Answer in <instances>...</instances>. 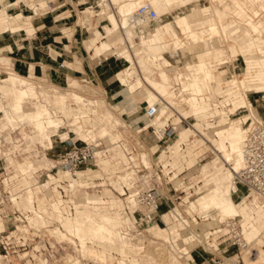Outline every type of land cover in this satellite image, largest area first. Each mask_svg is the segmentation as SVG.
<instances>
[{
  "label": "rangeland",
  "instance_id": "1",
  "mask_svg": "<svg viewBox=\"0 0 264 264\" xmlns=\"http://www.w3.org/2000/svg\"><path fill=\"white\" fill-rule=\"evenodd\" d=\"M2 1H0V3H2ZM97 1L98 0H70V6H68V8L71 10L72 15L70 16L69 22L67 23L69 24L71 23L74 25L77 23L78 24L77 27L80 29L84 27V30L87 29L88 32L91 34V37L95 33L96 30H99L101 34H106L105 27L110 26V21L108 20L106 14L100 15L97 13L95 16H91L85 12V5H86L85 2L94 3L92 5H94L95 7L93 9H88L89 11H93V12H97V11L99 12V11H103V9L111 8L110 5H108V3H106L105 6H102V4H100V6H97L98 4H95V2ZM143 1H149V0H141V2ZM253 1L261 2L256 5L257 7H261L264 4V0H253ZM151 3L154 5L156 10L158 11L159 18L157 19V21L150 22L149 23L150 27L153 28V27L163 24L164 22L170 21V23L172 24L173 28L175 29L176 33L178 34V37L181 39L182 42L176 39L172 43H169V44L165 43L166 46H168V52H165V53L158 52L159 58H162V56H165L166 59L170 60L171 65L167 67L168 70L167 68H165V66L167 65V62H165L166 64H164L163 59L157 60L156 62H154L150 58V56H152L151 55L152 53H147L149 54L147 55L148 57L147 64L150 66L158 65V67L160 68V71L165 70L168 72L170 76H172L171 77L172 79L169 81V83H173L172 90L174 89L178 90L176 93V98H175L176 103H173L172 106L175 107V109H179L182 113H185L188 116H185V118L182 117V122H180V119L178 118V113H176L175 110H173L174 115H172V117L169 118L168 122L166 123H170V125H172L174 122L176 123L179 122V124L176 125L178 126V129L174 132V134L176 135L173 136L172 139H170L168 143L160 145V142H158L155 136L152 134L151 129H148L147 131L143 133L140 139V142L138 143L136 139L134 140L133 133L128 131L126 127H123L125 120H124V117L117 114L119 113L118 108H115L116 110H112V111L116 113V114L114 113V115L119 117V119L123 123L120 126H118V128L115 130V132L116 131L117 133L120 132L122 136L124 137V138H121L122 140H120L118 143L123 144V145L126 144V147L131 150L129 151L131 155H132V152L135 153V155L133 154L135 156L134 158L135 164L139 166L138 169L140 168L142 169L140 174H142L143 178L147 179L145 183L151 182V178L153 177V174L155 172L154 163L156 162L158 157H160L161 160L164 159L165 163L169 161L172 167L175 169L174 176L171 178L172 181H170V183L166 185L165 187L169 191V199L166 202L167 204L163 203L165 204L164 207H160V212L162 214H163V211H170L172 209H175L174 212L171 213L173 215L170 216V218L172 217V219L170 220V223L169 224L167 223L168 227H170L171 225H174V228H173L174 232L171 235L172 246H170L169 242L165 241L162 238V237H167L166 234L165 235L157 234L158 236H162V237H158L156 236L154 231L147 230L149 226L147 225L146 221L143 219L144 217L143 213H145L144 208L137 207L135 201H133L132 204H130V202H128L129 199H126L128 195L120 194V192H122V188H120V186H122V183H123L121 176H124V173L120 171L121 173L109 175L108 174L109 170L105 168L104 164L103 165L98 164L97 166L96 163L92 161V162L87 163L84 167L82 166L83 167L82 169L90 167V168H94V170L96 169L101 170L104 174V177L106 178V183H104L103 185H106V186L97 187V188H99L100 190H102L103 188L104 189L108 188L112 190L115 194L114 195L112 192H108V194H105V196L103 195L101 197L91 196L97 199L105 198V200L108 199L110 201V205L108 204L104 206L99 205L100 203L99 202L98 205H95L93 207L102 209V210H97V211H102V212L107 211V212H110L111 214H116L121 219L123 216L122 221L126 222L125 224L127 225L126 226L123 225V227H121L120 230H122V232H127V231L129 232L128 236L126 235L125 241L128 243V245H131L133 247V248L131 247L132 250L130 249L131 254L127 253L125 251V248L121 246V241H118L119 239L118 236H115L116 238L115 240V238L111 237L108 239L107 237H105L106 235L101 236V234L99 236L98 235L94 236V237H98L97 240H94L95 242L92 241L91 238L87 237L88 240L86 239L85 241H88L87 248L90 249V251L85 252V250L81 248L82 241H80L78 237H75L76 235L70 234L66 226L63 225V227H60V224L56 223L53 226L47 227L41 231L42 234L48 235L50 237H55L56 241L63 242L61 244H57L56 251H59L57 253L58 259L56 258L52 260L49 259V261L52 262V264H75L76 263L75 261H77L78 264H83L85 262H91V264H120V259L118 260L117 257H118V254H122V253L127 254V256L128 255L131 256V259H137L139 261V264H200L199 263L200 259L192 255L193 252L194 251L197 252L199 248H203L202 245H204L206 249H208L209 251L210 250L212 251L211 246H216V247L218 246L217 244H215L216 243L215 235L210 236V239H207V240L203 239V236H200L198 239H195V235L199 231L205 235H209L211 234L210 231H212L213 229L219 228L220 226L219 222H224L228 219L227 216L222 212L223 210H222L221 205L218 203V198L220 197V195L218 194V190L225 191L227 187L223 188L220 185H216L211 189V186L213 184H216L220 179L224 180L228 171L226 170V168H223V172L217 176L215 175L216 170L214 169L210 173L212 176H208V177L202 173L201 171L202 167L205 164H207L210 160H212V158L216 155L212 147H210L211 142H208V145H209L208 148H204V147H207L208 145L203 144L202 146H199L195 152H194V149L189 151V157H185L184 156L185 154L183 152H185V149H187L189 146L192 145L190 144L192 140H195L196 138L197 139L202 138L201 137L202 135L200 134V132L206 135V133H212L213 128H214L213 126L215 127L219 126V123H221V121H224V123L226 124L231 122L234 119H242L244 121V119H246L248 115L250 116L253 115L250 110V107L240 108L236 110V108H234V101H232V99L230 98V95H227V92H224V89L228 88L229 83H232V80H235V79H238V80L245 79L244 82H242V84L245 87L246 86L245 82H246V78L248 75H249L248 78H251L255 81V83H253L251 87H254V86L258 87L259 85H264V82L262 80H259L256 78L258 76L264 77V50L258 52V48L262 47L264 49V34H263L264 29L260 30L262 33L258 32L257 30H252L255 33L263 34V37H259L260 36L259 34L255 35L254 37H252L251 35L247 37V34L251 33L249 26L245 25L246 23L245 17L247 14V9H249L248 6H250V2H248V0H228V1L227 0H191L188 2L185 1L182 3L175 4V5H167L166 3H164L163 0H152ZM120 5L122 6L123 4H120ZM120 5L118 6V4H115L114 11L116 10V12L126 14L129 9L128 8L120 9L119 8L121 7ZM216 7H219L221 9H227L228 7H231L232 9L233 8L234 9H233V12H231L228 16H225V15L222 16V14H219L217 11H215ZM236 8L240 9L243 12L244 14L243 18L238 16L239 14L236 13ZM255 8L256 7H253V10ZM124 9H128V10H124ZM14 10H17V8H12L10 11H8V13L11 14L12 12H14ZM47 11H49L47 10V8L46 9L43 8L41 10V12L43 13ZM110 13H113V10H110ZM183 16H186L188 21H190L193 25L192 31L189 33H184L182 30V27H180L178 23V19L182 18ZM259 22L264 23V17ZM211 27L213 30L211 29ZM142 29L146 30L144 25ZM203 39H207V41H204ZM120 41L125 43L123 38H120ZM137 41H139L138 38H137ZM176 41L178 44H174L176 43ZM130 43L137 47L140 46V45H136L135 42H131V40H130ZM217 43L218 44L223 43L225 47H222V46L215 47L214 50H211L210 45L215 46L217 45ZM176 45L180 47L177 51L174 50L175 48H177ZM139 48L142 49L143 46L138 47V49ZM137 53H139V51H137ZM110 54H113V52H110V53L107 52L105 55H110ZM200 55L202 56L204 55L203 59L206 60L207 64L210 67H212L211 69H213L217 75L223 72L224 80L221 82L220 86L218 85L217 82H213L212 70L206 63L194 64L200 61V59L202 58V56ZM190 62H192L193 64L189 65L188 63ZM252 63H253V66H252ZM187 64L189 66L192 65V67L188 69V70H191L190 73L191 74L197 73L196 76L199 77L200 81L205 82V84L207 85L206 89L203 90L204 92L200 93L201 95L199 98L200 104H198V107H200L201 104L205 105L204 103H206L207 105L210 103L211 109H213L212 112H216L215 116L209 115V113L208 114L201 113V114H197L196 116L192 115V108L186 102V98L192 97L193 91L192 90L183 91L184 89L185 90H188V89L184 87V84L182 85L183 83L182 80H181L182 81L181 83L177 79L181 73L188 74V71L186 69ZM249 64H251L252 69L249 68ZM134 67L132 70H134ZM153 69H154V72L153 70L151 71L153 73V76L150 78L160 80L157 78L158 76L157 70L155 68ZM248 70H249V73H248ZM136 72L137 70L135 68L134 73H131V75H136L137 78H139V74L138 72L137 73ZM141 72H142V75H144V72L143 71ZM0 76L7 78L8 75L7 73L6 74L3 73ZM14 83H15L14 85H19L16 80ZM7 84L11 85V83L9 82H7ZM78 84H79L78 87L80 91L86 90L87 92L92 93L94 88L99 89L98 87L85 83V82H78ZM138 85L141 86V83ZM124 87L126 88L127 86H124ZM147 90L148 89L145 86H143L140 90H137V92L135 93V96H136L134 99L135 102L139 103L142 106L143 112H141L140 115H143L145 109L147 108V104L144 102V100H142L143 95L145 96L146 99L148 98L146 97ZM207 91H211L212 93L211 99L206 98L207 95H205V93ZM240 91L245 92L246 89L241 87ZM82 93L85 94L86 92H82ZM101 94L102 93L99 91L97 95H101ZM244 94L245 93H243L239 98L236 99L237 105L239 106L245 105ZM246 94L248 97V101L251 102V104L254 106V108H256V111L258 112L256 116L254 117L257 119H261L264 122V91L258 92V93L255 91H248L246 92ZM235 95L237 96L240 95V92L235 93ZM29 97L36 98L37 100L38 96L35 93V89H34V93H32V95ZM201 98H206V99H201ZM79 100H81V102L78 101L79 103H85L86 101L91 100V99H88V100L86 99V101L84 102L82 98H80ZM34 102L35 101H32V103ZM67 104H69V101L68 102L66 101L62 104L64 105V108L62 109L64 113L63 117H59V115L55 116V119L57 118L56 119L57 123H59L58 125H55V126L59 127L62 122L64 123V119H63L64 116L68 119L71 118L72 116L71 112H69L67 108H65V105ZM93 104H95V102H93ZM106 105L98 109L102 111L101 109H104ZM30 106L32 105L30 104ZM73 107H76V105H73ZM194 108L197 109L196 107ZM231 109H234V111ZM171 112H172L171 110H168V114ZM28 115H29L30 121H35L34 114H28ZM220 115L224 117V120L219 119ZM30 116H32L33 119ZM42 117L46 119L47 115L45 116L42 115ZM144 118H147V117L144 116ZM78 119L79 117H77V120ZM161 120L159 121V123H161ZM163 120H166V116H163ZM70 121L74 123V126L72 127V129L75 131L79 130L78 126L82 124L76 122V119L74 118L70 119ZM149 122H150L149 119H147L146 123H149ZM97 125H100V124L98 123ZM182 127L184 128L191 127L193 131L190 136V141L184 142L183 143L184 145L180 144L182 147V154L178 155V152L176 154V151L178 150L179 147L176 145V143H177V136L180 133V130ZM223 128H229L231 136L235 132L234 129L232 130V128L228 126H224L217 131H220ZM83 129L85 130L86 127L83 126ZM67 131H69V128L67 126H61L59 128L60 133H64ZM35 134L37 135L39 134V138L42 137L38 131H35ZM48 134L51 135V133H48ZM101 134L102 133L99 134L97 132L96 133L90 132L87 137L90 138V140L92 139L97 140L101 138L104 141V143L107 144L108 147H110L111 154L109 158H111L114 154L113 152L115 151L113 150L114 145L112 146L110 145L111 139H108L110 136H108L107 138H103L99 136ZM243 137H244V132H243ZM69 138L72 140V142L77 147L86 143V142H83L77 145L76 143L79 141V138L77 134L72 131H70ZM44 139L45 140L42 141L43 143L41 142L42 147H39V149L34 144H33V147H31V145L30 146L26 145L25 148L20 149V153L22 154V156H24V162H26L28 165L19 164L18 169L15 170L16 173L19 171H22V172L32 171V168H33L32 165L34 163L35 165H39L40 168L46 169L45 173L47 170H51L53 166H56V160L58 156L60 155V151H62L61 147L65 148L69 145V143H66V142L61 143L60 138L56 136L54 137L55 139L54 145L51 148L49 141L46 138ZM216 143H217L216 145L218 146V140L216 141ZM20 144L21 143L17 144L15 148L22 147V146H19ZM203 148L205 150L202 151ZM164 150L165 152L162 154ZM192 152H194L195 154L192 155L193 154ZM196 152L198 154V157L196 155ZM101 153L102 151H99L98 153L99 158L101 156ZM143 154H146V159L149 162V166H147L143 162L142 160ZM192 157L193 159H195L193 161L194 163L189 164ZM232 164L234 166V162H232ZM109 167L110 165H108V168ZM22 168L26 170L24 171ZM55 168L57 171L63 172V169H60L57 166ZM122 168H123V165L120 166V170H122ZM49 173L53 174L51 172ZM110 177L112 178L110 179ZM102 181H103L102 178L94 177V179L90 182L92 183L94 182V185L97 186L100 183H102ZM42 182L45 185L46 182H48V178L45 177L44 179H42ZM237 184H238L239 189H237L236 192H234L232 189V196L235 199L238 198L239 206H240L242 203H244L245 201H248L249 199L246 196L245 190L240 188L242 185L239 182ZM191 186L193 187L190 189ZM93 192L95 191H92L91 193ZM23 196H26V194ZM226 196L231 197L230 194ZM84 197H85L84 194L83 195H68L67 197H63V198L60 196V194L58 196H55L54 201H52V204H54L52 208L53 211L51 210L52 215L48 213V215L45 216L46 219L47 217L53 216L54 219L59 220L57 217L58 213L63 212L64 214L63 209H62V212L58 210L54 211V209H56L55 207H58V204L63 203L66 207V206H69L70 202L78 199L76 201L77 206H75V208L77 209V208L86 207L87 203ZM118 198H120L119 199L120 202H117ZM238 200L236 201L238 202ZM192 202H195L196 206L192 205ZM120 203H122L123 205L122 209L123 210L124 208L126 209L127 215L129 216V218L127 217V215L124 213L123 210L119 209L118 204ZM19 207L21 208V206ZM22 208H25V207H22ZM263 212H264V209H263ZM177 218H179L180 220L179 219L177 220ZM238 218L240 220V224L243 229V234H245L247 232V225L249 221L247 220L245 222L242 221L243 216H238ZM129 219L130 221L131 220L137 221L135 222L136 227L133 228V226H131L130 228H127L129 225L127 220ZM181 219L185 221V224H187V226H184V224L181 223L182 221ZM60 221L61 223L64 222L62 220ZM131 223L133 224V222ZM155 223L160 225V227L165 228V224H163V221L161 220L160 217L156 219ZM1 227L2 226L0 225V230H1ZM58 227H60L61 230H63V232L67 234V236L64 237V239L61 238L60 231L59 232L57 231L59 235H57V233L54 234L55 233L54 231H56ZM117 229L119 230V226L117 227ZM137 232L139 233L143 232L145 235H142V236L140 234L137 235ZM99 237L101 238L99 239ZM176 238L179 239L178 242ZM102 240L103 241L107 240V242L103 243ZM142 241L144 243L145 251L142 255L137 257V254L140 253V251L143 248L141 247L143 246ZM256 241L257 239H255L254 241H248L250 243L249 247L242 248L241 251L236 250L233 253H228V255L226 254L225 257H223V259L217 264H248L245 259L247 257L246 250H248L247 254H250V256H255V254L254 255L252 254V252H255V250L254 251L252 250L251 252V248L254 247L253 243H255ZM50 242L52 246L54 247L55 240H50ZM70 243H72L73 245ZM107 243H108V247L107 249L106 248L104 249L103 246L107 245ZM183 244L187 245L188 247L187 246L185 247ZM249 249H250V253H249ZM179 250H184V251L188 250V252L190 253L188 255H184L181 257V255L178 253ZM83 252H85L86 254ZM104 253H106V257L102 255ZM235 254H239V256ZM15 260L18 263L21 262L17 259ZM32 262L36 263V260ZM207 264H211V263H207ZM213 264H216V263H213Z\"/></svg>",
  "mask_w": 264,
  "mask_h": 264
},
{
  "label": "crops",
  "instance_id": "2",
  "mask_svg": "<svg viewBox=\"0 0 264 264\" xmlns=\"http://www.w3.org/2000/svg\"><path fill=\"white\" fill-rule=\"evenodd\" d=\"M163 1L167 5H175L191 0ZM129 2L130 0H98L97 2H95V4H98L97 6H100V4H102V6H105L106 3H109L110 7L112 8L103 9V11L99 12L89 11L88 9H93L95 7L94 5H92L94 3L85 2L86 13L91 16H95L97 13L100 15L106 14L108 20L110 21V26L105 27L106 34H101L99 30H96L92 37L87 29L84 30V27L81 29L78 28L77 23L75 25L67 23L69 22V18L72 15L71 10L68 8V6H70V0H3L2 3H0V75H2L3 73H7L8 75L7 78L0 76V105H2L4 108V110L0 109V133L1 131H5L6 129L7 132L9 131V137H12L11 131L13 133L16 131L22 132L23 136L27 139L26 145H31V147H33L34 144L36 147H38V149L39 147H42L41 142L45 140L44 138L49 141L51 148L54 145V137L56 136L59 137L60 142L63 143V140L70 137V131L77 134L79 138V141L76 143L77 145L86 142V140H88L87 136L90 132H97L99 134L102 133L99 136L103 138H107L108 136H110L108 139H111L113 143H116L113 146V150L115 151L113 152V156L107 159L103 158L101 153V156L100 158H98L97 162L102 165L104 164L105 168L109 170V173H107L109 175H113L114 173L119 171L120 166L123 165V163L128 164L130 162V159H134L135 153L132 152L131 155V153L129 152L131 150L126 147V144L123 145L118 143V141L122 140L121 138L124 137L120 132H115V130L123 123L121 122L119 117L114 115L115 112H113L112 110H116L115 108H118L119 113L117 114L124 117L125 120L123 126L126 127L128 131L133 133L134 140L136 139L139 143L144 133H141L139 130L147 122V118H144V114L140 115V113L143 112L142 106L134 100L137 90H140L143 86L148 89L146 96L148 98L146 99L144 95L142 97V100H144V102L147 104V108L149 105L155 104L158 100V97L160 98V100L165 101V105L167 106V108L166 110L164 109L165 111L163 110L164 112L160 110L161 106H159V116H166V120H163V118H161V125L166 124L169 118L174 115L173 110L179 111L178 118L180 119V122H182V117L185 118V116H188L187 114L182 113L179 109H175V107L168 109L169 106H172L173 103H176L175 98L178 90H172L173 83L167 84L163 81L162 77L160 76V68L158 67V65L150 66L147 64V62H144L148 59V54H145L150 53L148 52L149 49L147 51L145 50L148 45H157L159 41L163 42V44H169L174 42L176 39L180 41L181 39L178 37V34L176 33L170 21H168L153 28L150 27V24L144 26L146 30H142L144 32V35H142L143 37H137L139 41H137L136 38V45H140L138 47L143 46L144 48L142 49H138L137 46H134L131 43L129 46L128 42L123 43L122 41H120V38H122V32L120 31L122 16L118 12H116V10L114 11V5L118 4L119 6L120 4H126ZM148 2L151 3L152 0H149ZM12 8H17V10H14V12L9 14L8 11H10ZM43 8H47V10L49 11L43 13L41 12ZM110 10H113V13H110ZM154 21H157V19ZM178 23L180 27H182L184 33H189L192 31L193 25L190 21H188L186 16L178 19ZM248 36H250L249 33L247 34V37ZM203 40L207 41V39ZM174 44H178L177 41ZM176 46L177 48H175L176 50L174 49L175 51L180 48L178 45ZM210 46L211 50H214L215 47H225L223 43H217V45L215 46ZM152 50L150 49L152 53V56H150V58L154 62L163 59L164 64H166L165 62H167L165 68L171 65L169 59H166L165 56L159 58L157 50L155 49L157 52L155 54H153L154 50ZM259 50L263 51L264 49L260 47ZM137 51H139V53H137ZM107 52H113V54L105 55ZM203 56L199 62L194 64H207L206 60L203 59ZM131 58L134 59L133 61L135 63V68L139 74V77H141L145 83V85L143 86H140L136 83V75L128 74V72L134 73V70H132L133 64H131ZM188 64L190 65L193 63L190 62ZM188 64L186 65V67L189 66ZM252 66L251 64H249V68H251ZM153 68L157 70V78L160 80L150 78L153 76V73L151 72L152 70L154 72ZM211 68L212 67H210V69ZM211 70L213 75V82H217L220 86L221 82L224 80L223 72L217 75L213 69ZM141 71L144 72V75H142ZM180 75L177 79L182 83ZM248 76L246 78L245 87L242 84L245 79H235L232 80V83H229L228 88L224 89V92H227V95H230V98L232 99V101H234V108H236V110L240 108L250 107L252 114L256 116L258 112L256 111V108H254V106L251 104V102L248 101L246 92H262L264 91V85L251 87V85H253L255 81L251 78H248ZM13 77H15L16 81L17 78H25L27 81L26 86L14 85L15 80ZM256 78L264 82L263 76H258ZM7 82L11 83V85L7 84ZM78 82H85L96 86L99 89L94 88L92 93L87 92L86 90L80 91ZM124 86L127 87L125 88ZM184 87L188 90L184 89L183 91L192 90L193 96H196L197 91L193 83H190V86ZM241 87L245 88L246 91L241 92ZM34 89L35 93L38 96L37 100L36 98L29 97L31 96L30 90L34 92ZM99 91L102 93L101 95H97ZM82 92H86L87 94H84ZM237 92H240V95H235V93ZM243 93H245V105L239 106L237 105L236 99L239 98ZM205 95H207L206 98L208 99H211L212 97L211 91H207ZM200 96L201 95H198V97ZM192 97L186 98V102L192 108V115L196 116L197 114L201 113H209L211 115L212 113H214L212 112L213 109H211V105L201 109H195L194 107H192L189 103ZM80 98H82L83 102L86 101V99L91 100H88L85 103H79L81 102V100H79ZM57 99H59L60 101ZM32 101L35 102L32 103ZM66 101H69V104L65 105V108H67V110L72 114L70 119L74 118L76 119V122L82 124L78 126L79 130H73L72 127L74 126V123L65 116L63 118L64 123L62 122L59 127L47 126V122L45 119H41L40 121H30V118L28 117V114H36L38 111L45 110H51L50 112H52L54 119L57 115H59V117H63L64 113L62 109L64 108V105L62 104ZM93 102H95V104H93ZM30 104L32 106H30ZM73 105H76V107H73ZM104 105H106L105 108L101 109L102 111H100V109L98 108ZM167 109L171 110L172 112L168 114ZM231 110L234 111V109ZM249 116L250 115H248V117ZM77 117H79L78 120ZM248 117L244 119V121H246ZM219 119L224 120V117L220 115ZM244 121L242 119H234L227 124L224 123V121H221V123H219V126H213L214 128L212 133H206V135L198 131L202 135V138L196 139L195 141L190 143L192 145L185 149L186 153L184 152V156L189 157V151L197 149L203 144H208V142H211L210 145L218 149L216 141L219 138L216 135V131L224 126L231 127L232 130H244V128L242 127V123ZM98 123L100 125H97ZM178 124L179 122L173 123L176 130L178 129V126H176ZM61 126H67L69 128V131L60 133L59 128ZM83 126L86 127L85 130L83 129ZM225 130L230 131L229 128H223L220 131L224 133ZM35 131H38L42 137L39 138V134H35ZM192 131L193 130L191 129V127L181 128L180 133L177 136L176 143L179 148L181 147L180 144L184 143V139L191 136ZM48 133H51V135H49ZM17 144L19 143L16 141L14 148ZM19 146H22V144H20ZM65 148L61 147L62 150ZM165 150L162 152V154L165 152ZM214 157L212 158V160L214 159ZM12 159L15 169H18L19 164L28 165L26 162H24V160H17L16 153L14 154ZM142 160L147 166H149V162L146 159V154L142 155ZM212 160H210L202 167L201 171L204 175H206L207 177L212 176L210 173L214 169L216 170L215 175L217 176L223 172V168H226V170L228 171L227 166L215 167L211 165ZM108 165H110L109 168ZM32 167V171H19L13 176V179H16L13 182L15 188H26L27 186L33 185L38 182V179L34 175V173L38 171L40 167L39 165H35V163L32 165ZM22 169L24 171L26 170L24 168ZM98 176H103L101 170H94V168L90 167L81 170V182L75 195L84 194L87 208L91 207L92 209L102 210L93 206L98 205L99 202V205H110V201L108 199L105 200V198L97 199L91 196L101 197L103 195L105 196V194H108V192H112L113 194L114 192L108 188H103L101 191L98 189L95 190L96 187L93 184H90L89 180L94 179V177ZM232 177L229 182L227 179L225 180V178L224 180L220 179L216 184H213L211 186V189L216 185H220L223 188L229 186V194L231 197H227L226 195H229L227 193L225 194V196L229 199V201L233 202L239 210H242L247 201L239 206L238 198L235 199L232 196V189L234 192L237 191V186L232 184ZM93 187L94 189H92ZM192 187L193 186H191L190 189ZM161 190H163V196L166 199L165 204H167L166 202L169 199V191L167 188ZM92 191L95 192L91 193ZM166 191L167 193H165ZM250 195L251 194L246 191V196L249 200L251 198ZM119 199L120 198H118L117 202H120ZM236 200H238V202ZM192 203H194V206H196L195 202ZM165 204H162V207H164ZM118 207L120 210H123L122 203L118 204ZM173 210L175 209H172L170 211H163V214H165L164 219L167 223H169L171 220L170 214ZM59 211L62 212L61 209H59ZM0 223V225L2 226V230L4 224H2L1 221ZM170 228L171 227H167L165 229L160 227V225L154 223V225L148 231H154L156 236H158L157 234H166L167 237H158H162L165 241H168V237L171 236ZM125 238L126 235L124 234L123 245L125 247H132L131 245H128V243L125 241ZM103 247L104 249H107L108 244L104 245ZM189 253L190 252H188L187 250V254L185 255H188ZM102 255L106 257V253ZM192 255L200 259V264L211 263V255L208 254L203 248H199L197 252L194 251ZM182 256L184 255H181V257ZM89 263L90 262H85L83 264ZM9 264H49V261L47 259L41 258L38 263H33L30 259H28V261L18 263L14 258H12Z\"/></svg>",
  "mask_w": 264,
  "mask_h": 264
},
{
  "label": "built area",
  "instance_id": "3",
  "mask_svg": "<svg viewBox=\"0 0 264 264\" xmlns=\"http://www.w3.org/2000/svg\"><path fill=\"white\" fill-rule=\"evenodd\" d=\"M138 11L139 14L145 18L146 23L152 22L158 17L156 10L153 9L149 3L143 4ZM142 24L143 23L136 26L139 32L144 30L142 29ZM175 112L179 113L177 110H175ZM157 114V105L146 108L144 115L150 122L145 123L139 131L142 133L151 129L152 134L157 141L160 142V145L166 144L176 135L174 134L176 130L174 125H170V123H166L162 126L156 124L154 119ZM242 125L244 127L242 167L237 173V179L241 185L245 184L253 188L264 198V122L252 115L248 117ZM8 132L5 129V131H1L0 133V221L4 224V227L0 230V259L2 264H9L12 258L21 262L28 261V259L31 261L36 260V263H38L41 258L47 259L48 261L49 259H58L57 253L59 251H56L57 244L63 242L56 241L55 237H50L41 232L38 233L36 230L40 228L35 225L37 222L29 220L26 215L30 212L25 214L20 211L15 204L14 197L20 195L19 199H21V196L25 195L26 189L15 188L13 185L14 180H16L13 179V176L16 174V169L14 168L12 158L16 153L17 160H24V156L20 153V149L25 148L27 139L23 136L22 132L16 131L13 133L11 131L12 137H9ZM16 141L21 143L22 147L14 148ZM63 142H67L69 145L60 151V155L56 160V166L63 170H69L74 178L78 177L77 172L83 170L82 168L87 163L94 161L98 166L99 163L97 160L99 151H102V157L105 159L109 158L111 154L110 147H108L101 138L92 142H86L79 147H77L70 138L63 140ZM115 144L116 143L111 141L110 145L112 146ZM154 166L155 172L151 178V182L148 181L149 183H145L147 179L143 178L142 174H140L142 169H138L139 166L135 164V159H130L128 164L123 163L122 170L119 169V171L114 174L121 173L120 171L124 173V176H121L123 183L122 186H120V188H122L120 194L128 195L126 199L134 194L138 203L147 209L144 211L145 213H143V219L146 221L147 225L150 227V225L154 224L156 219L160 217L163 224H165L166 229L168 224L166 223L163 214L160 212V207L166 201L163 196V190L161 189H164L166 185L172 181L171 178L174 176L175 169L169 161L165 163L164 159L161 160L160 157L157 158ZM45 170L46 169L40 168L34 173V175L41 184H43L42 179L45 177L48 178L46 184H52L49 172L53 173V176L59 177L56 168L54 167L52 170H47L46 173ZM98 177L102 178V183L97 186L94 185V182H90V184H93L96 189L100 190L97 187H105L106 185L103 184L106 183V178L104 177V174L103 176ZM112 177H110V179ZM92 180L93 179H90L89 181ZM57 183L59 184V190L62 191V194L65 196L66 191L63 187L69 184V180H59ZM92 189H94V187ZM165 193H167V191ZM219 225V228L210 231L211 234L209 235H205L200 231L195 235V239L203 236V239L205 240L210 239V236H216L215 244H217L218 247L211 246L212 251H209L204 245H202L203 249L211 255L212 264L219 263L226 254L228 255V253H233L236 250L241 251L242 248L249 246L244 239L238 217H232L224 222H219ZM19 226H21V228H19ZM50 240H55L54 247ZM176 240L178 242L179 239L176 238ZM169 244L172 246L171 242H169ZM25 252H30V254L24 256ZM49 264H52V262L49 261ZM89 264H91V262Z\"/></svg>",
  "mask_w": 264,
  "mask_h": 264
},
{
  "label": "bare ground",
  "instance_id": "4",
  "mask_svg": "<svg viewBox=\"0 0 264 264\" xmlns=\"http://www.w3.org/2000/svg\"><path fill=\"white\" fill-rule=\"evenodd\" d=\"M248 2H250V6H248L249 9H247V14L245 17L246 23H245V21H244V23L246 26H249L250 30H257L258 32H261L260 30L264 29V23L259 22V21L264 17V4L261 7H257L256 5L258 3H261V2H259V1L254 2L253 0H248ZM147 3H149L152 6V8L156 10V8L154 7V5L152 3L148 2V1L141 2V0H136V1L132 0L129 3L123 4L122 6L120 5L121 7H119L120 9L121 8L122 9L123 8L129 9V10L124 9V10H128L126 14H124V13L122 14V13L118 12L122 16L121 27H120V31L122 32L121 35H122V38L124 39V41L129 43V46H130V40H131V42H135V44H136V38L144 35V32L143 31L139 32L137 30L136 26L138 24H141V23H143L142 25L146 26L150 23V22L146 23L145 18L141 14H139V11H138L139 8L143 4H147ZM108 5H110V4L108 3ZM253 7H256V8L253 10ZM233 9L231 7H228L227 9H221L219 7H216V11L219 14H222V16L223 15L228 16L231 12H233ZM229 10H230V12H229ZM156 12L158 14V17H157V19H158L159 13L157 10H156ZM236 13L239 14L238 15L239 17H242V18L244 17L243 12L238 8H236ZM242 26H243V24H242ZM244 29H246V28H244ZM249 34L252 37H254L255 35H258L259 33H255L253 31H251V33H249ZM263 34H259L260 35L259 37H263ZM259 37H257V38H259ZM257 38H255V39H257ZM148 49H149L148 52H150V53H151L150 49L151 50L153 49L155 51L154 52L152 50L153 54H155L157 52H160V53L161 52H167L168 46L163 44V42H159L157 45H155V44L154 45H148L145 48V50L147 51ZM155 49L157 50V52ZM259 49L260 48H258V52L260 51ZM122 55H123V53H122ZM145 55H147V53ZM133 60L134 59L131 58V62H132L131 64H133L132 66L134 67L135 63ZM144 62H147V61H144ZM145 65H146V63H145ZM191 67L192 66L186 67L188 74L181 73V75H180V78L182 79L184 86H190V83H193L195 85V88L197 91L196 96H193L190 99L189 103L191 104L192 107H196L197 109L206 108L210 104L206 105V103H204L205 105L201 104V106L198 107V104H200V102H199L200 97H198V95H200L201 92H204L203 90L206 89L207 85L204 82L200 81L199 77L196 76L197 73H194V74L190 73L191 70H188V69H190ZM134 71H135V67H134ZM128 74L131 75L130 72H128ZM160 74H161L160 76L162 77L163 81L165 83L169 84V81L172 78L170 75H168V72L167 71H160ZM13 78L15 80V77H13ZM17 82L20 86H26V84H27V81L25 78H17ZM136 83L137 84L141 83V86L145 84L141 77L137 78ZM30 92H31L30 95H32V93H34L31 90H30ZM159 104L161 105L160 110L162 112H164L166 110L167 106L165 105V101L160 100L159 97H158L157 102L153 105H149L148 108L151 106L157 105L158 114L156 115L154 122L158 125H161L159 123V121L161 120V118H163L164 115L161 117L159 116L160 115V110H159L160 105ZM240 104H242V103H240ZM215 105H217V104H215ZM171 108H174V107L173 106L168 107V109H171ZM0 109L4 110L2 105H0ZM217 112H219V111H217ZM215 113L216 112L212 113L211 115L215 116ZM42 115H44V116L47 115L46 119L43 118ZM30 117H32V116H30ZM34 118H35V121H40L41 119H45L47 122L46 124L49 127H54L55 125L59 124L53 118L52 112H50L48 110L38 111L36 114H34ZM32 119H33V117H32ZM234 131L235 132L233 133L232 136H231L229 130H225L224 133H222L221 131L216 132V135L219 138L218 139V146H217L218 149H216L215 147L210 145V147H212V149L214 150V152L216 154V156L214 157V159L211 162V165H213L215 167L227 166L228 172H227V175L225 177V180L227 179L229 182L231 177L233 176L232 177V184L236 185L237 189H239L238 184H237L238 183L237 173L240 171V169L242 167V147H243V141H244V137H243L244 130L238 129V130H234ZM94 140H96V139L90 140V138H88V140L86 142H92ZM195 140H192L191 143ZM187 141H190V137L184 139V142H187ZM206 145H208V144L206 143ZM208 147H209V145L207 147H204V148H208ZM204 148L202 149V151L205 150ZM195 151H196V149H194V152ZM177 152H178V155H181L182 154V147L178 148V150L176 151V154H177ZM194 152H192L193 153L192 155L195 154ZM196 155L198 157L197 152H196ZM194 160L195 159H193V157H192L189 164L194 163L193 162ZM232 162H234V166H233ZM54 167H56V166H54ZM147 168H149V167H147ZM57 173H58L59 177H56V176H53L52 174H49L52 184L48 183V184L44 185L38 181L35 184L27 186L26 188H24V189H26V191H25L26 196H21V199H19L20 195L14 197V201H15V204L17 205L18 209L20 211L24 212L25 214L30 212L29 214H26L28 219L34 220L37 222V223H35V225L40 229H37L36 231L39 233L43 229L50 227V226H53L56 223L60 224V227H63V225H64V226H66V228L68 229L70 234L76 235L75 237H78V239H80V241H82V245H81L82 247L81 248H83V250H85V252L90 250L87 248L88 241H85L86 239L88 240L87 237L91 238V240L94 241V240H97V238H98V237H94V236H97V235L99 236L100 234H101V236L106 235L105 237H107L108 239L111 237L115 238V236H118L119 237L118 241H121V246H123L125 248V251L127 253H130L131 247H125L123 245V234L128 236L129 232L128 231L122 232V230H120V228L123 227V225H125V226L127 225V224H125L126 222L122 221L123 216L121 219L116 214H111L110 212H107V211H104V212L97 211L95 209L87 208V207L76 209L75 206H77V204H76L77 200H75V201L73 200L72 202L69 203V206H66L68 208H66L63 203L58 204V206H59L58 208L55 207L56 209H54V211L55 210L59 211V209H61V210L63 209V211H64V214L58 213L57 217L59 220L54 219L53 216L47 217V219H46L45 216H47L48 213L51 214L53 211L52 208H53L54 204H52V201H54V199H55L54 197L58 196L59 194L62 198L67 197L68 195H75L76 192L78 191V187H79V184L81 182V170L77 172L78 173L77 178H74V176H72V174L70 173L69 170H63V172L57 171ZM64 179L69 180V184L67 186L63 187L66 191L65 196L62 194L63 192L59 190V188H58L59 184L57 183V181H59V180L62 181ZM240 188L244 189L245 192L248 191V193L251 194L250 195L251 199L246 202V204L243 206L242 210H239L234 205V203L229 201V199L225 196L226 193L229 194V186L226 188L225 192L218 190V194L220 195V197L218 198V203L221 205L222 210H223L222 212L227 216L228 219L232 218V217L243 216L242 221H244V222L246 220L249 221L248 225H247V232L245 234H243V236H244V239L246 238L245 241L248 243L249 246H250V243L248 241H254L255 239H257V241L255 243H253L255 248L252 247L253 245L251 246L252 247L251 252H252V250L253 251L255 250L256 253L252 252V254L253 255L255 254V256H250V254H247L248 250H246L247 251V253H246L247 257L246 256H244V257H246L245 259H246V262L248 264H264V214H263L264 213L263 212L264 198L261 197L253 188H251L245 184H242V186ZM128 199H129L128 202H130V204H132V202L135 201L137 207H139V208L141 207V208H144V210H147L144 206H142L138 203L134 194H132L131 197H128ZM192 205H194V203H192ZM19 206H21V208ZM130 206H132V205H130ZM22 207H25V208H22ZM131 209H132V207H131ZM123 211L127 215V211L125 208ZM172 212H174V210ZM164 215L165 214H163V216ZM170 215L172 216L173 214H170ZM174 215H175V213H174ZM127 217L129 218L128 215H127ZM171 219H172V217H171ZM178 219L179 218H177V220ZM250 219H251V221H250ZM60 220L64 221V222H62L64 224H62ZM127 222L129 223L127 228H130L131 226H133V228L136 227L135 222H137V221H135V220L130 221V219H129V220H127ZM131 222H133V224ZM181 223H183L184 226L187 225V224H185L184 220H182ZM153 225L154 224H151L147 230H149ZM118 226H119V230L117 229ZM60 227H58L57 230L54 231L55 232L54 234H56L57 231L58 232L60 231L61 232L60 233L61 238L64 239V237H66L67 234L64 233ZM170 227H171L170 228L171 229L170 235H172V233L174 232V229H173L174 225H171ZM19 228H21V226H19ZM242 231H243V229H242ZM90 234L93 236H91ZM139 234L141 236L145 235L143 232H140V233L137 232V235H139ZM57 235H59V234L57 233ZM134 237H136V236H134ZM100 238L101 237H99V239ZM115 240H116V238H115ZM168 240H169L168 242H172L171 236L169 237ZM106 242H107V240L103 241V243H106ZM138 243H139V241H138ZM142 245L143 246H141V247H143V248L140 251V253L137 254V257L142 255L145 251L143 241H142ZM85 252H83V253H85ZM0 253H1V249H0ZM178 253L180 255H183V254L185 255V254H187V251L179 250ZM249 253H250V249H249ZM27 254H30V252L29 253L25 252L24 256ZM238 256H239V254H238ZM250 257H252L253 259ZM117 258H118V260L120 259V264H130V263L131 264H139V261H137L136 259H131V256H129V255L127 256V254H125V253L124 254L123 253L118 254ZM75 262H74L75 264H78L77 261H75ZM0 264H2L1 259H0Z\"/></svg>",
  "mask_w": 264,
  "mask_h": 264
}]
</instances>
